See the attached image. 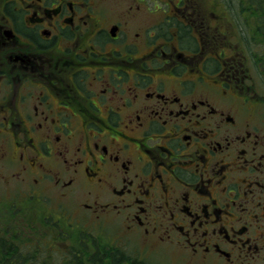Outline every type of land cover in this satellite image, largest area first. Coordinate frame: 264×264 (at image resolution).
<instances>
[{
	"label": "flooded vegetation",
	"instance_id": "af4514ba",
	"mask_svg": "<svg viewBox=\"0 0 264 264\" xmlns=\"http://www.w3.org/2000/svg\"><path fill=\"white\" fill-rule=\"evenodd\" d=\"M214 4L0 0V201L34 202L22 225L65 236L70 215L37 207L55 193L144 249L264 264V111L250 74L261 63L227 56ZM95 240L89 260L128 264Z\"/></svg>",
	"mask_w": 264,
	"mask_h": 264
},
{
	"label": "rangeland",
	"instance_id": "374dc122",
	"mask_svg": "<svg viewBox=\"0 0 264 264\" xmlns=\"http://www.w3.org/2000/svg\"><path fill=\"white\" fill-rule=\"evenodd\" d=\"M204 5L206 9H210V7H216V4H214L216 1L215 0H203ZM220 1V0H219ZM163 10H167V6L160 4ZM223 7V6H222ZM221 9V12L224 13L225 9L224 7ZM231 12V11H230ZM202 16L204 14H201ZM224 15L227 16V14L224 13ZM236 17L234 11L231 12V18L226 17V18H220L219 19H214L211 20L210 23L212 25H215L219 27L220 30H224L227 32V35L221 36V42H222V47H225L226 54L227 56L232 57L233 55L239 54L240 53V48L237 45L236 48V39L233 38L234 31L235 29V24L233 23V27L230 24L229 21L232 20L234 21V18ZM208 21V20H205ZM232 31V34L230 35V32ZM190 40H192V37H189ZM257 43L254 44V50L259 49L256 47ZM257 55V58L259 57V54L257 50L255 53ZM250 65V63H248ZM260 67V70H256L254 67L253 72L250 71V74L254 77L253 83L251 84L255 90V92L261 97V105L259 106V110L261 109L264 111V82L262 80L261 76V64L258 65ZM248 69V68H247ZM263 75V74H262ZM260 116L263 114L262 112L259 113ZM1 188V187H0ZM84 192V191H83ZM0 193H4L3 190H0ZM54 196L57 197V194L51 193L50 197L53 198L49 202V204L45 205H39L37 207L42 208V209H61L66 216L68 214L70 215V218L72 219V222H69L71 224H68V222L62 220V228H64V233L66 238L59 240L60 242L55 244L56 248L59 250L58 254L56 255L57 257H60L59 259H55L53 263V260L48 259L51 261L48 264H66L65 260L63 259L64 257L70 256V251H72V245L73 247L77 248L76 246H79L78 240L82 236L80 233H84V229L86 231L92 232L94 234L96 240L98 241V244L100 248L106 253L108 250L111 252L114 250L115 245H119V249L121 254L126 258V262L128 264H132L135 260L134 264H189L187 262L183 261V256L180 255V253L176 250H170V249H165V248H158L156 250L152 249H144L143 248V241L140 239V236H130V237H123L122 236V231L119 230V228L114 227L110 224L105 223L104 226L99 225L97 222H93L92 218L88 216L86 213L82 212L80 210V206L77 203V201L73 200V198H70V200H64L63 205L61 207L58 206L59 202L57 204L54 203ZM5 198V197H4ZM10 200H5L1 199L0 201V229L3 230V226L9 225L10 229L12 232H16L19 235L24 236L25 238L31 239L33 241L38 240V244L44 239L43 232L41 230H34L33 228L27 226V225H22L24 222V219L26 216L24 212L27 210L33 209V207H36L34 202H28L27 200L23 199V197H16ZM13 200V201H12ZM57 200V199H56ZM15 202H17L18 206L21 207L20 210H17V207L15 206ZM23 207V208H22ZM62 215V212H60ZM59 214L57 215V217ZM30 217H37L34 215H30ZM61 217V216H59ZM68 224V225H67ZM72 225V226H71ZM31 228V230H29ZM40 228V227H39ZM26 229V230H25ZM59 232V229L56 230ZM61 232V231H60ZM2 232H0L1 234ZM56 233V232H55ZM87 233V232H85ZM91 233H87V237L89 235H92ZM86 236V235H85ZM122 236V237H121ZM121 238L124 240L122 243H118V239ZM76 241V243H74ZM71 243V247H67L66 243ZM115 242V243H113ZM23 244V243H22ZM21 243L19 244L20 246H24ZM54 245V244H52ZM37 249V248H36ZM24 253H28V249H23ZM51 249H47L46 251H50ZM44 255H49L48 252H44L41 255H27L26 258L30 260H36L35 258H41V256ZM75 256V254H74ZM85 262H88L87 264H91L90 261H87V259H84ZM83 262L82 264H85ZM138 262V263H137ZM32 264V263H30ZM68 264V263H67ZM71 264H76V263H71ZM100 264V263H99ZM108 264V263H105Z\"/></svg>",
	"mask_w": 264,
	"mask_h": 264
},
{
	"label": "trees",
	"instance_id": "16d2710c",
	"mask_svg": "<svg viewBox=\"0 0 264 264\" xmlns=\"http://www.w3.org/2000/svg\"><path fill=\"white\" fill-rule=\"evenodd\" d=\"M224 1L228 2V6L226 5L228 10L230 9L231 12L234 11L236 15V17L234 16V20L240 37H238L237 43L240 48V55H242L243 58H246L247 54H249L251 50H253V53H255L256 50L260 51L258 60L261 64H264V0ZM251 40L254 43L256 41L258 42L256 47L259 49L254 50V46L252 45L253 43L249 42ZM260 46L262 47L261 49ZM254 56L257 57L256 54H254ZM44 223L47 224L46 222ZM45 227L46 234H44L45 231L43 229L41 230L45 237L39 244L38 240L33 241L19 235L16 232H6L3 230L0 234V264H44L39 263L38 260H22V257L24 259V257H27L28 253L29 255L38 256L44 252H48L49 255L45 256H56L59 250L55 245H52V243L55 241L57 243L59 242V240L56 239L58 232H53L48 226ZM2 234L4 237L1 238ZM61 235H63L62 232ZM20 243L25 245L20 246ZM48 248L51 250L46 251ZM23 249H28V253L25 254ZM76 251L75 256L88 254L87 250L82 249L81 247H78ZM78 264H82V262Z\"/></svg>",
	"mask_w": 264,
	"mask_h": 264
},
{
	"label": "bare ground",
	"instance_id": "6f19581e",
	"mask_svg": "<svg viewBox=\"0 0 264 264\" xmlns=\"http://www.w3.org/2000/svg\"><path fill=\"white\" fill-rule=\"evenodd\" d=\"M44 260V259H43ZM38 262V261H37ZM45 264V263H44Z\"/></svg>",
	"mask_w": 264,
	"mask_h": 264
}]
</instances>
